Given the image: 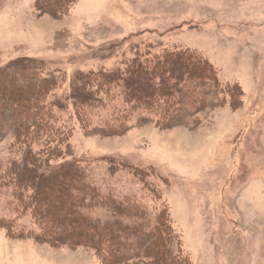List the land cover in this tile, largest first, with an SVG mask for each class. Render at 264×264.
Here are the masks:
<instances>
[{
	"label": "rangeland",
	"instance_id": "obj_1",
	"mask_svg": "<svg viewBox=\"0 0 264 264\" xmlns=\"http://www.w3.org/2000/svg\"><path fill=\"white\" fill-rule=\"evenodd\" d=\"M188 49L216 69L194 116L176 122L167 98L129 99L137 73ZM23 64L56 80L49 99L65 105L56 111L68 137L57 147L0 130V264H104L96 248L46 242L33 192L24 205L5 180L30 150L48 168L87 164L105 195L130 197L156 220L168 206L170 239L189 264H264V0H80L63 19L38 0H0V70ZM79 87L96 107L77 105ZM124 119L125 133L106 135ZM92 214L113 215L106 205ZM156 252L143 264L163 262Z\"/></svg>",
	"mask_w": 264,
	"mask_h": 264
},
{
	"label": "trees",
	"instance_id": "obj_2",
	"mask_svg": "<svg viewBox=\"0 0 264 264\" xmlns=\"http://www.w3.org/2000/svg\"><path fill=\"white\" fill-rule=\"evenodd\" d=\"M79 2L38 0V7L42 13L63 19L72 13ZM207 61L201 62L191 49L170 53L160 63L162 67L154 73L149 70L137 73L138 77L129 82V99L144 100L157 96L167 98L169 103L174 100L167 108L176 122L182 123L200 108L193 102L205 98L196 92L204 91L209 97L211 88H214L211 85H214V77L216 79V69ZM45 70L43 65L30 68L29 64L21 66L20 74L0 70V130L4 132L6 126L8 130L18 128L24 136L46 138L45 143L59 147L67 141L68 136L64 128L67 126H59L62 116L56 110L64 109L65 105L49 99L57 87H54L56 80L43 76ZM94 93L91 87H79L75 94L77 105L86 107L87 111L96 107ZM175 99H179L178 103L181 100L189 102L178 105ZM149 120L146 122H151ZM120 121L122 123L113 126V130L106 132V135L125 133L127 130L122 128L128 126V122L125 119ZM29 152L25 165H17L12 173L7 172L5 180L25 193L22 198L24 205L28 203L26 193L33 192L28 198L37 205L42 222L50 224L44 230L46 242L75 248H96L104 264H143L144 259L154 258V251H157L156 257L163 261L160 264L192 263L185 255L184 244L177 245L170 239L169 234L174 227L170 226L173 216L168 206L156 220L148 207L130 197L121 201L114 195H105L100 187L94 185L92 172L86 170L87 164L75 162L59 168H48L42 153ZM37 164L38 168H34ZM57 186L58 190H55ZM103 205L113 215L106 219L94 218V208ZM53 223L57 225L56 228ZM176 248L180 250L175 252Z\"/></svg>",
	"mask_w": 264,
	"mask_h": 264
}]
</instances>
